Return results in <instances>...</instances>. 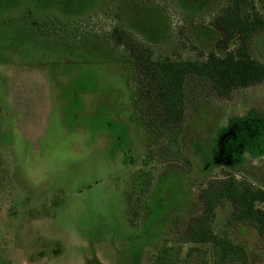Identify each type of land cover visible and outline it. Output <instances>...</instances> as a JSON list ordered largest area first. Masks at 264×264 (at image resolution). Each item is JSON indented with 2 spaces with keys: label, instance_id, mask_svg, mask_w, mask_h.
Listing matches in <instances>:
<instances>
[{
  "label": "rangeland",
  "instance_id": "374dc122",
  "mask_svg": "<svg viewBox=\"0 0 264 264\" xmlns=\"http://www.w3.org/2000/svg\"><path fill=\"white\" fill-rule=\"evenodd\" d=\"M227 4L0 0V264H154L167 246L180 264H214L212 245L181 238L209 181L264 189V83L219 98L188 78L185 121L163 142L115 31L155 59L195 60L222 37L214 20ZM254 52L264 62V32ZM232 210L217 208V233ZM230 236L264 264L253 226Z\"/></svg>",
  "mask_w": 264,
  "mask_h": 264
},
{
  "label": "trees",
  "instance_id": "16d2710c",
  "mask_svg": "<svg viewBox=\"0 0 264 264\" xmlns=\"http://www.w3.org/2000/svg\"><path fill=\"white\" fill-rule=\"evenodd\" d=\"M56 21L61 22L60 19ZM214 24L222 37L216 42L214 50L203 53L195 60L155 59L151 49L143 42L120 28L115 31L116 43L126 48L137 69L135 81L141 98L136 105L145 116L144 107L147 104L159 139L163 142L170 136H176L185 121L188 78L195 76L207 81L213 94L219 98H230L237 90L264 83V62L254 52L255 38L264 32V0H228ZM55 25L47 26L54 28ZM198 197L202 213L190 221L181 243L212 245L214 264H250L247 249L233 242L230 231L237 224L251 225L264 237V209L260 207L264 203V189L231 174L209 181ZM223 202L232 206V216L227 228L217 233L213 222L216 210ZM193 251L191 248L188 255ZM180 255L177 247L167 246L153 262L180 264Z\"/></svg>",
  "mask_w": 264,
  "mask_h": 264
}]
</instances>
